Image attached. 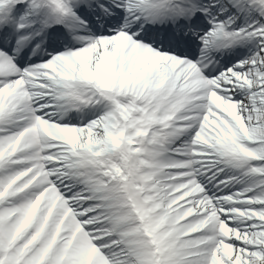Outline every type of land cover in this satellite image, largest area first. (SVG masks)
I'll use <instances>...</instances> for the list:
<instances>
[{
  "label": "snow or ice",
  "instance_id": "1",
  "mask_svg": "<svg viewBox=\"0 0 264 264\" xmlns=\"http://www.w3.org/2000/svg\"><path fill=\"white\" fill-rule=\"evenodd\" d=\"M0 264H264V0H0Z\"/></svg>",
  "mask_w": 264,
  "mask_h": 264
}]
</instances>
